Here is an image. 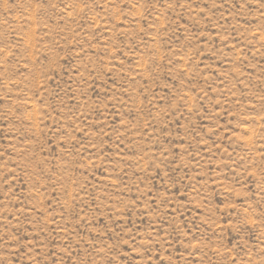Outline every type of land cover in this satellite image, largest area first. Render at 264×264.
I'll list each match as a JSON object with an SVG mask.
<instances>
[{
	"label": "rangeland",
	"instance_id": "374dc122",
	"mask_svg": "<svg viewBox=\"0 0 264 264\" xmlns=\"http://www.w3.org/2000/svg\"><path fill=\"white\" fill-rule=\"evenodd\" d=\"M0 264H264V0H0Z\"/></svg>",
	"mask_w": 264,
	"mask_h": 264
}]
</instances>
